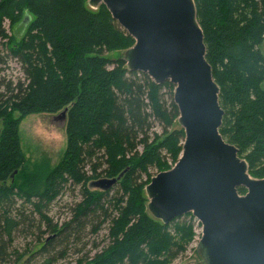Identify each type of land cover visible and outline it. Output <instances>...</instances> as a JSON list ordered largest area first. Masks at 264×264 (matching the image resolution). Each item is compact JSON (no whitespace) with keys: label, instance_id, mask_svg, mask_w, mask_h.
Returning <instances> with one entry per match:
<instances>
[{"label":"trees","instance_id":"16d2710c","mask_svg":"<svg viewBox=\"0 0 264 264\" xmlns=\"http://www.w3.org/2000/svg\"><path fill=\"white\" fill-rule=\"evenodd\" d=\"M193 1L205 59L219 88V133L237 148L249 175L264 178V56L259 50L264 0ZM87 2L0 0V264H8L12 255L11 264H28L9 249L14 235L23 233L20 228L36 223L46 226L33 251L46 256L44 264H51L47 255L58 246L59 258L65 257L90 218L96 222L92 232L107 225V243L76 264H169L195 237L190 214L162 224L146 207L145 186L170 169L182 151L174 86L129 71L122 53L134 40L104 5L92 9ZM18 27L19 37L13 33ZM116 51V57L108 55ZM10 61L23 77L15 84L1 76ZM64 109L61 160L49 170L28 171L20 122ZM113 178L107 190L89 188ZM71 186L79 188L80 201L66 222L52 225L50 205Z\"/></svg>","mask_w":264,"mask_h":264},{"label":"water","instance_id":"95a60500","mask_svg":"<svg viewBox=\"0 0 264 264\" xmlns=\"http://www.w3.org/2000/svg\"><path fill=\"white\" fill-rule=\"evenodd\" d=\"M87 3L92 9L104 5L134 40L122 53L129 71L174 86L182 151L170 169L145 186L148 213L162 224L190 214L200 224L195 251L201 264H264V178H252L237 148L219 133V88L205 59L194 1ZM65 114L66 109L55 119L65 124ZM116 180L100 179L90 186L107 190Z\"/></svg>","mask_w":264,"mask_h":264},{"label":"rangeland","instance_id":"374dc122","mask_svg":"<svg viewBox=\"0 0 264 264\" xmlns=\"http://www.w3.org/2000/svg\"><path fill=\"white\" fill-rule=\"evenodd\" d=\"M88 7L90 6L88 5ZM19 30H21L19 27L13 30V33L18 37L22 32ZM259 50L264 56V37L259 46ZM119 54L120 52L116 51L108 55L116 57ZM1 76L5 78V81H8L10 78L14 79L11 81L14 84L18 79L22 80L23 78L18 64L14 61L8 63L7 67L2 71ZM261 87L264 88V80L261 83ZM58 114L59 113L53 115L46 113L31 114L20 122L18 127L20 145L26 159V169L28 171H31L36 166L49 170L61 160L66 147V137L64 124L55 119ZM173 128H178V126L173 124ZM154 130L157 132L161 131V127L158 123H154ZM89 188L91 190L97 189L95 187ZM80 198L78 187H67L63 191V195L50 205L48 214L51 218V224L60 226L63 222H66L71 216L70 209L80 201ZM35 220L37 222V219ZM194 221L196 223L193 241L187 246L185 252L179 254L177 258L169 264H201L195 251V245L200 236V224L195 219ZM85 222L84 231L82 234H79V236L76 235V239L72 242L73 244L66 250L67 255L65 257L60 259L58 256L59 250L62 248L60 246L56 247L51 255H47V258H53L51 264H76L77 259L91 257L95 252H99L107 243L106 224H102L97 232H92V228L95 226L96 222H93L91 218ZM45 229L46 226L44 223H36V226L32 229L20 228L23 233H16L14 235L13 242L9 249L10 252L13 250L12 254L16 252V255H22L23 261L28 262V264H44L46 256L33 251L36 248L34 239L39 235V231L43 232ZM47 236L49 237V234H44L43 240L46 239ZM14 259V255L9 257L8 264H11Z\"/></svg>","mask_w":264,"mask_h":264}]
</instances>
